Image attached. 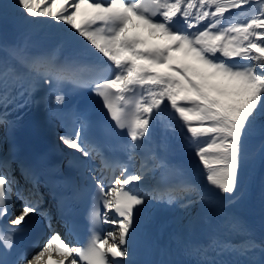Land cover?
Returning a JSON list of instances; mask_svg holds the SVG:
<instances>
[{
	"label": "snow or ice",
	"instance_id": "6c2138e0",
	"mask_svg": "<svg viewBox=\"0 0 264 264\" xmlns=\"http://www.w3.org/2000/svg\"><path fill=\"white\" fill-rule=\"evenodd\" d=\"M0 9H11L23 22L48 18L63 23L74 30L68 38L84 53L91 50L76 36L109 62L87 67L74 58L61 60L59 47L37 57L12 49L13 63L0 59V126L10 125L12 112L34 102L40 84L51 87L42 98L46 108L62 111L67 97L60 86L70 85L90 88L112 122L107 132L127 136L119 145L127 157L122 163L87 140V118L75 115V127L59 139L85 160H99V168L92 167L88 176L89 235L71 244L53 230L38 253L28 251L10 261L17 231L0 227V264H132L129 245L153 202L185 211L199 207L208 217H222L225 231L243 234L231 251L246 255L259 249L261 260L245 264H264V242L227 211L246 195L249 141L257 134L264 141V0H13ZM137 29L165 43L150 46L130 35ZM175 53L182 54V61ZM162 117L194 149L202 183L178 171L180 178L172 184L144 187L156 168L166 167L155 154L142 160L137 171L129 170ZM260 158L264 164V144ZM14 162L0 156V220L16 213L10 223L20 226L39 214L51 228L53 211L44 207L39 173L21 163L17 179ZM49 193L55 213L63 217L68 197L52 188ZM79 196L77 189L72 198ZM102 224L116 227L101 230ZM212 245L213 250H229L215 240Z\"/></svg>",
	"mask_w": 264,
	"mask_h": 264
},
{
	"label": "bare ground",
	"instance_id": "6f19581e",
	"mask_svg": "<svg viewBox=\"0 0 264 264\" xmlns=\"http://www.w3.org/2000/svg\"><path fill=\"white\" fill-rule=\"evenodd\" d=\"M6 24L13 28V35L11 40L5 43V46H0V59L8 63H13L10 55L12 49L37 52L41 49L55 50L59 47V52L65 51L71 55L84 57L90 55L92 57L98 54L95 49L91 48V45H88L87 41L76 36V40L82 41L91 50V54L84 53L79 44L68 38V34L74 30L63 23L57 24L48 18H36V22L28 23L21 21L14 12H9ZM142 34L143 39L149 41L150 46L165 43L164 40L151 39L146 29H142ZM174 55L177 56L178 62L182 61L181 53ZM166 125L167 118L162 117L153 128L151 138L146 144L153 149L158 159L163 160L165 150L172 151L171 162L186 164L190 168L188 179L202 183L203 177L195 171L199 161L195 157L194 149L180 135L179 130L174 132ZM262 144L264 141L258 145L249 144L251 159L245 174L246 195L242 201L227 210L247 225L253 237L256 236L259 215L264 211V164L261 163L260 158ZM150 210L154 216L161 218L159 227L167 236L164 252L169 257L187 251L192 246L199 244L204 237L215 239L218 242H224L228 239L225 236L227 231L222 226V217L212 216L205 219L197 212L194 215L190 232L185 233L183 217L175 207L155 204L150 206Z\"/></svg>",
	"mask_w": 264,
	"mask_h": 264
},
{
	"label": "rangeland",
	"instance_id": "374dc122",
	"mask_svg": "<svg viewBox=\"0 0 264 264\" xmlns=\"http://www.w3.org/2000/svg\"><path fill=\"white\" fill-rule=\"evenodd\" d=\"M11 3H13V0H0V5H8V4H11ZM9 12H13V11L11 9H0V38H3V37L6 38L8 36L7 28L3 27V24L5 23V18H6V23H7V16H8ZM195 66H197V65H195ZM260 142L250 141L249 144L252 143L254 145H258ZM178 210L180 211V214L183 217V222H184V225H185L184 232L185 233H189L190 230H191V225H192L191 224V219L193 217L192 212H193L194 208L189 210V211H185L184 209H182L180 207ZM203 215H206V217L208 218V215L206 213H204Z\"/></svg>",
	"mask_w": 264,
	"mask_h": 264
},
{
	"label": "trees",
	"instance_id": "16d2710c",
	"mask_svg": "<svg viewBox=\"0 0 264 264\" xmlns=\"http://www.w3.org/2000/svg\"><path fill=\"white\" fill-rule=\"evenodd\" d=\"M254 138H256V139H260V136L257 134Z\"/></svg>",
	"mask_w": 264,
	"mask_h": 264
}]
</instances>
